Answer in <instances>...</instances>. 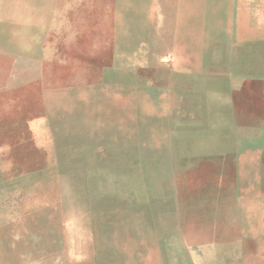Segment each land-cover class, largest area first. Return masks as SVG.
Returning a JSON list of instances; mask_svg holds the SVG:
<instances>
[{"label": "crops", "instance_id": "1", "mask_svg": "<svg viewBox=\"0 0 264 264\" xmlns=\"http://www.w3.org/2000/svg\"><path fill=\"white\" fill-rule=\"evenodd\" d=\"M79 1L84 8L90 5L89 0ZM92 1L96 8L105 6L106 18L97 13L96 22H110L111 67L103 63L105 45L99 39L104 37L98 25L68 44L67 66L78 65L77 85L87 84L91 71L101 72L102 80L104 71H110L106 75L111 73L119 81L121 63L135 67L137 55H157L153 61L146 59L145 68L158 69V84L145 79L144 87L148 114L153 87L158 88L161 125L155 157L159 162L151 165L159 169L137 182L136 163L127 159L121 164L112 158L111 165H100L101 159L93 160L91 165L99 169L79 175V195L85 201L76 210L90 233L79 239L81 248L73 257L70 237L57 242L49 231L47 263L167 264L163 254L183 240L187 215H207V230L214 233L220 231L217 224L223 216L239 215V227L223 228L231 232L225 244L237 233L241 239L244 234L246 241L249 181L258 183L264 177L262 17H248L246 32L225 34L223 46H212L216 26H201L205 18L199 0ZM215 16L208 19L215 23ZM205 28L210 30L206 37ZM148 147L153 151L152 144ZM78 163L85 164L82 159ZM71 182L67 178L70 190ZM136 183L143 184L138 191ZM251 193L255 200L263 198L258 188ZM67 209L70 220L73 213ZM13 225L19 235L15 241L25 243L26 221ZM8 237L13 241V236ZM7 255L0 240V264L9 263Z\"/></svg>", "mask_w": 264, "mask_h": 264}, {"label": "rangeland", "instance_id": "2", "mask_svg": "<svg viewBox=\"0 0 264 264\" xmlns=\"http://www.w3.org/2000/svg\"><path fill=\"white\" fill-rule=\"evenodd\" d=\"M89 1L84 8L79 0H0V240L8 264H48L49 231L57 242L70 237L73 257L80 250L79 239L90 232L76 213L85 201L79 195V175L98 168L91 165L93 160L111 165L112 158L121 164L128 159L136 163L137 182L159 169L151 165L159 162L158 88L153 87L148 114L144 87L145 79L158 84V69L145 68L157 55H137L135 67L121 63L119 81L106 75L110 71H104V80L101 72L91 71L87 84L77 85L78 65L67 66L68 44L98 25L104 37L99 39L105 45L103 63L111 67L110 22H96L97 13L106 18L105 6L96 8ZM199 12L205 18L201 26H216L212 46H223L225 34L246 32L248 17L261 16L264 30V0H199ZM81 159L90 166H79ZM67 178H72L71 190ZM141 186L136 183L137 191ZM256 188L262 199L251 196ZM249 190L246 241L237 233L225 244L231 232L223 228L239 227V215L223 216L217 233L208 232L207 215H187L183 240L163 254L167 264H264V177L258 183L249 181ZM67 208L73 213L70 220ZM23 218L28 229L25 243H18L12 227Z\"/></svg>", "mask_w": 264, "mask_h": 264}]
</instances>
